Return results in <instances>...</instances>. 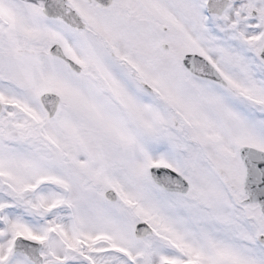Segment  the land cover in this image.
Returning a JSON list of instances; mask_svg holds the SVG:
<instances>
[{
	"label": "snow or ice",
	"instance_id": "snow-or-ice-1",
	"mask_svg": "<svg viewBox=\"0 0 264 264\" xmlns=\"http://www.w3.org/2000/svg\"><path fill=\"white\" fill-rule=\"evenodd\" d=\"M0 264H264V0H0Z\"/></svg>",
	"mask_w": 264,
	"mask_h": 264
}]
</instances>
